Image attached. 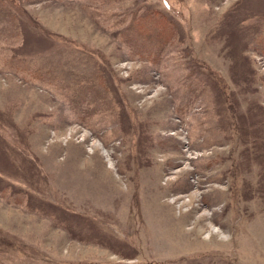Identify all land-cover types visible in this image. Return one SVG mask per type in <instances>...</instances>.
<instances>
[{
	"label": "rangeland",
	"instance_id": "1",
	"mask_svg": "<svg viewBox=\"0 0 264 264\" xmlns=\"http://www.w3.org/2000/svg\"><path fill=\"white\" fill-rule=\"evenodd\" d=\"M0 264H264V0H0Z\"/></svg>",
	"mask_w": 264,
	"mask_h": 264
},
{
	"label": "bare ground",
	"instance_id": "2",
	"mask_svg": "<svg viewBox=\"0 0 264 264\" xmlns=\"http://www.w3.org/2000/svg\"><path fill=\"white\" fill-rule=\"evenodd\" d=\"M259 186V185H258ZM258 189V188H257ZM261 190V189H260ZM153 194V193H152Z\"/></svg>",
	"mask_w": 264,
	"mask_h": 264
}]
</instances>
